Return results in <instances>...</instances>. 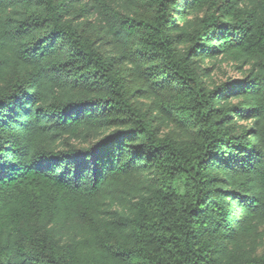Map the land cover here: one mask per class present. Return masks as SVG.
<instances>
[{
  "label": "trees",
  "instance_id": "1",
  "mask_svg": "<svg viewBox=\"0 0 264 264\" xmlns=\"http://www.w3.org/2000/svg\"><path fill=\"white\" fill-rule=\"evenodd\" d=\"M0 264H264V0H0Z\"/></svg>",
  "mask_w": 264,
  "mask_h": 264
},
{
  "label": "rangeland",
  "instance_id": "2",
  "mask_svg": "<svg viewBox=\"0 0 264 264\" xmlns=\"http://www.w3.org/2000/svg\"><path fill=\"white\" fill-rule=\"evenodd\" d=\"M211 76L213 80L220 81V80H226L229 77L232 78L241 77L242 72L241 69L237 68L235 63H233L232 61L220 59L216 61V65L211 72Z\"/></svg>",
  "mask_w": 264,
  "mask_h": 264
}]
</instances>
